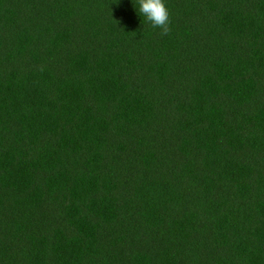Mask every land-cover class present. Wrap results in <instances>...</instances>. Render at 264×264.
<instances>
[{
    "label": "trees",
    "instance_id": "16d2710c",
    "mask_svg": "<svg viewBox=\"0 0 264 264\" xmlns=\"http://www.w3.org/2000/svg\"><path fill=\"white\" fill-rule=\"evenodd\" d=\"M0 0V264H264V0Z\"/></svg>",
    "mask_w": 264,
    "mask_h": 264
},
{
    "label": "clouds",
    "instance_id": "9594fccd",
    "mask_svg": "<svg viewBox=\"0 0 264 264\" xmlns=\"http://www.w3.org/2000/svg\"><path fill=\"white\" fill-rule=\"evenodd\" d=\"M138 12L151 23L153 27H159L162 34H167L169 28V11L165 0H138Z\"/></svg>",
    "mask_w": 264,
    "mask_h": 264
}]
</instances>
